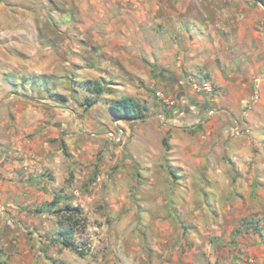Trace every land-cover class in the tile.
Returning a JSON list of instances; mask_svg holds the SVG:
<instances>
[{
  "label": "rangeland",
  "instance_id": "obj_1",
  "mask_svg": "<svg viewBox=\"0 0 264 264\" xmlns=\"http://www.w3.org/2000/svg\"><path fill=\"white\" fill-rule=\"evenodd\" d=\"M261 21L264 7L240 0H0V147L25 175L1 192L0 264H187L192 250L220 251L210 241L245 219L244 202L264 208ZM88 81L112 90L90 108ZM122 96L143 120L110 115L106 100ZM66 204L85 218L83 257L58 243ZM255 216L236 230H264Z\"/></svg>",
  "mask_w": 264,
  "mask_h": 264
},
{
  "label": "crops",
  "instance_id": "obj_2",
  "mask_svg": "<svg viewBox=\"0 0 264 264\" xmlns=\"http://www.w3.org/2000/svg\"><path fill=\"white\" fill-rule=\"evenodd\" d=\"M244 3H249L252 4L253 6H262L261 4L253 1V0H240ZM251 21V20H248ZM254 24V20L252 21ZM250 22V24L252 23ZM261 24L264 23V21L260 22ZM259 70V69H258ZM258 76L253 77V81L255 82V90H254V98L256 101L259 103H264V71L261 72ZM253 73V72H252ZM133 97V96H132ZM135 98V97H134ZM175 139V137H174ZM174 139L172 143L174 142ZM0 152L4 153L3 155L6 154V151L8 149V142L4 141L3 144L0 147ZM0 202H7L6 199V193L4 192L3 195H1V192L7 191L9 187H12L11 184H15L16 182H19L22 180L25 175H22L21 172L18 170H15V172H8V169H10V164H13L14 166L17 167V162L14 160V158H10L7 155L0 157ZM14 202V199L12 200ZM235 205L237 204L239 207L243 206V202H233ZM245 207L242 209L243 214L242 217L245 219L246 224L248 221L252 219V215L254 216L255 214V219L257 220H262L260 224H263L264 221V208H260L259 206L256 207V209L252 210V202H244ZM262 207H264L263 203ZM230 206H234L232 203ZM230 207V208H231ZM230 208L227 210L230 211ZM230 216L225 217L226 219H231L232 213L229 214ZM227 216V214H226ZM243 220H240V224L236 222L235 225H232L229 227V230L222 235L221 228H218V231L215 232L214 239L210 241V244L213 242L220 243L223 245L222 249L219 251L216 247H211L209 245L208 250H204V252H201L200 250H192L190 253V259H185V262L187 264H206L203 260L198 259V254L200 256L206 253H208L209 256V263L208 264H264V230H261V227L258 229V231L252 233V234H247V233H242V230H236V228L241 227V223ZM227 221V220H226ZM9 224H7L3 228V234L4 235H9V239L15 237L19 232L13 231L14 234L10 235V231L8 228ZM242 236V237H241ZM237 242H235L234 238H237ZM241 237V238H239ZM233 241V242H232ZM208 251V252H207ZM196 255V256H194ZM207 255V254H206ZM220 257H217V256Z\"/></svg>",
  "mask_w": 264,
  "mask_h": 264
},
{
  "label": "trees",
  "instance_id": "obj_3",
  "mask_svg": "<svg viewBox=\"0 0 264 264\" xmlns=\"http://www.w3.org/2000/svg\"><path fill=\"white\" fill-rule=\"evenodd\" d=\"M264 7V0H253ZM151 70L154 74L158 73L159 77H162L161 71L157 70L154 65H151ZM36 77L32 76L30 79L34 80ZM86 88V91L92 96L87 97L84 107L90 108L97 103L100 96L104 94L108 95L112 92L108 86H102L99 81L79 83ZM62 97V96H59ZM108 105V111L110 115L117 121L134 122L143 120L145 118L146 109L142 106L138 100L131 96H122L113 100H106ZM166 151L170 150L169 145L165 141L162 142ZM64 155H67L65 150ZM63 200L56 196L51 202V206L55 207ZM54 213V212H53ZM55 214L60 216L58 221L59 225H66L67 227H61L57 232L58 243H60L65 249L76 253L79 257L86 255V250L80 248V244L75 237L81 236L85 230V218L83 217L82 210L78 206H71L66 204L63 208L55 211Z\"/></svg>",
  "mask_w": 264,
  "mask_h": 264
},
{
  "label": "built area",
  "instance_id": "obj_4",
  "mask_svg": "<svg viewBox=\"0 0 264 264\" xmlns=\"http://www.w3.org/2000/svg\"><path fill=\"white\" fill-rule=\"evenodd\" d=\"M158 96L165 105L169 107L173 105L172 100L169 97H166L163 93H158Z\"/></svg>",
  "mask_w": 264,
  "mask_h": 264
}]
</instances>
